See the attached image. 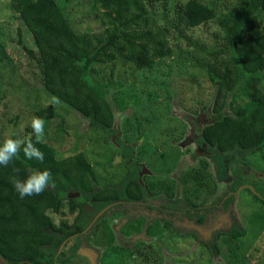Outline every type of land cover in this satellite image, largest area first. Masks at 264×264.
<instances>
[{"label":"rangeland","instance_id":"1","mask_svg":"<svg viewBox=\"0 0 264 264\" xmlns=\"http://www.w3.org/2000/svg\"><path fill=\"white\" fill-rule=\"evenodd\" d=\"M55 1L76 34H103L101 11L91 0ZM186 1L173 0L163 10L151 9L152 31L161 30L168 58L155 60L148 69H135L119 58L88 65L83 79L102 89L113 115L111 128L98 130L61 102H52L42 88L35 61L23 48L35 51L30 33L10 1L0 0V142L32 134L35 112L52 106L53 116L44 121L41 142L56 159L80 153L97 187L131 173L146 193L144 201L133 207L115 203L94 216L82 232V245L67 254L69 264H264V147L228 161L226 178L219 182L208 157L194 143L210 122L215 98L226 113L229 103L245 101V77L238 72L234 54L260 40L264 9L255 15L259 28L249 18L235 30L239 41L224 47L215 21L182 33L177 30L175 10ZM196 1L218 15L241 0ZM249 27L257 35H251ZM182 35L191 37V44ZM209 71L225 76L227 85L235 81L234 89L224 88L217 96ZM257 77L264 89V72ZM166 197L206 207L202 230L182 228L177 212L168 217L149 209L162 207ZM46 213L56 224L70 223L75 214L68 213L64 200L49 205ZM229 217L245 229L242 238L234 242L219 237L215 252L199 245L200 237H206L218 219L229 223ZM164 221H171L179 233L169 230ZM126 240L135 245L133 254L118 246Z\"/></svg>","mask_w":264,"mask_h":264},{"label":"trees","instance_id":"2","mask_svg":"<svg viewBox=\"0 0 264 264\" xmlns=\"http://www.w3.org/2000/svg\"><path fill=\"white\" fill-rule=\"evenodd\" d=\"M9 1L33 40L35 51L23 48L38 67L43 90L88 119L94 129H110L113 115L102 96V89L89 86L83 79L88 65L110 63L119 58L135 69H148L155 60L169 57L161 30L152 31L151 9L160 6L163 10L173 0H91L101 11L106 27L100 36L76 34L55 0ZM262 9L264 0H241L215 15L207 4L187 0L175 10L176 28L182 33L215 21L222 33L223 46L228 47L234 40L239 41L235 30L247 24L249 18L259 28L255 15ZM162 19H166V15ZM248 31L257 35L251 27ZM259 32L258 42L234 54L238 72L245 77V101L229 103L226 113L215 98L210 122L194 139L196 150L208 157L219 182L226 178L228 161L254 154L264 147V89L259 87L257 77L264 72V29L260 28ZM182 36L191 44V37ZM208 77L210 82L217 84V96L224 88L234 89L235 81L227 85L223 75L209 71ZM35 116L44 121L51 119L52 106L37 110ZM31 138L44 153L43 161L27 159L22 147L8 167L0 166V259L3 260L0 264H69L67 254L76 253L82 245V232L94 216L115 203L133 207L144 201L146 193L131 173H126L114 184L97 187L82 154L56 159L47 144L37 143L34 134ZM14 168L20 169V179L33 171L47 169L52 174V183L42 194L21 199L11 183V177L16 175ZM60 200L65 201L70 215L75 212L70 223L59 221L56 224L46 213L49 205L58 206ZM165 201L162 207L149 209L168 217L177 212L176 220L182 228L202 230L208 214L206 207H197L184 198L166 197ZM228 219L229 223L218 219L206 237H200L199 245L215 252V241L219 237L234 242L242 238L245 229L233 218ZM164 226L179 233L180 229L174 228L171 221H164ZM118 246L134 253L132 241H120Z\"/></svg>","mask_w":264,"mask_h":264},{"label":"clouds","instance_id":"3","mask_svg":"<svg viewBox=\"0 0 264 264\" xmlns=\"http://www.w3.org/2000/svg\"><path fill=\"white\" fill-rule=\"evenodd\" d=\"M52 102L59 103V100L53 97ZM44 124V120L37 116L31 118L30 126L32 134L36 137L37 143L41 141L44 135ZM32 134L24 138L9 137L4 139L3 142H0V166L8 167L13 162V159L20 153L22 147L24 156L27 159L43 161L44 153L33 143L31 138ZM13 172L16 175L11 177V183L21 199L42 194L52 183V174L47 169L43 171H33L23 179L18 178L20 169L14 168Z\"/></svg>","mask_w":264,"mask_h":264},{"label":"water","instance_id":"4","mask_svg":"<svg viewBox=\"0 0 264 264\" xmlns=\"http://www.w3.org/2000/svg\"><path fill=\"white\" fill-rule=\"evenodd\" d=\"M0 263H3V260L2 259H0Z\"/></svg>","mask_w":264,"mask_h":264}]
</instances>
